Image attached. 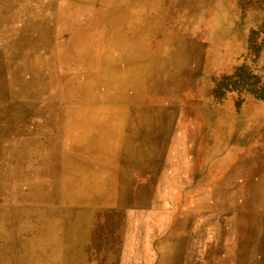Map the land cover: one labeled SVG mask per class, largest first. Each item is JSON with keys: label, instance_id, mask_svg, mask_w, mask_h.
<instances>
[{"label": "rangeland", "instance_id": "obj_1", "mask_svg": "<svg viewBox=\"0 0 264 264\" xmlns=\"http://www.w3.org/2000/svg\"><path fill=\"white\" fill-rule=\"evenodd\" d=\"M17 106L59 196L0 205V264H264V0H0Z\"/></svg>", "mask_w": 264, "mask_h": 264}, {"label": "bare ground", "instance_id": "obj_2", "mask_svg": "<svg viewBox=\"0 0 264 264\" xmlns=\"http://www.w3.org/2000/svg\"><path fill=\"white\" fill-rule=\"evenodd\" d=\"M28 115L19 106L0 111L1 121L5 125H1L3 129L0 130V205L50 203L59 196V183L54 176L58 161L47 152L55 135L52 124L49 127L41 124L39 128L37 122L20 126L18 122ZM10 131L13 133L10 134ZM100 192L94 190L86 193L71 185H66L62 190L67 204L84 202L89 197L96 200Z\"/></svg>", "mask_w": 264, "mask_h": 264}, {"label": "trees", "instance_id": "obj_3", "mask_svg": "<svg viewBox=\"0 0 264 264\" xmlns=\"http://www.w3.org/2000/svg\"><path fill=\"white\" fill-rule=\"evenodd\" d=\"M236 74H238V76H240V77H238V80L236 81H233V84L232 83H229L230 82V77H227V78H224V79H222L220 82H219V86H218V89L219 88H221L222 86L223 87H229V88H235V87H237V86H235V84L236 83H238V82H241V80L242 81H244L243 79H248V75L250 76V74L248 73V74H245L244 73V70L242 69V68H240V70L238 71V73H236ZM242 74H245V75H242ZM247 75V76H246ZM237 79V78H236ZM255 83H256V81H254ZM241 83H243V82H241ZM246 83H247V81H246ZM246 83L244 84V86L246 85ZM255 83H251L250 84V86L251 85H253V84H255ZM231 84L232 85H234V86H231ZM243 85V84H242ZM251 88V87H250Z\"/></svg>", "mask_w": 264, "mask_h": 264}]
</instances>
